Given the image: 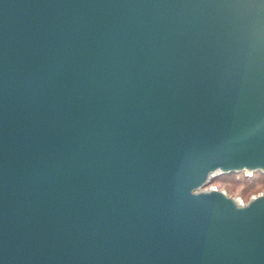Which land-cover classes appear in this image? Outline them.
Returning <instances> with one entry per match:
<instances>
[{
    "label": "water",
    "instance_id": "obj_1",
    "mask_svg": "<svg viewBox=\"0 0 264 264\" xmlns=\"http://www.w3.org/2000/svg\"><path fill=\"white\" fill-rule=\"evenodd\" d=\"M264 0H0V264H264Z\"/></svg>",
    "mask_w": 264,
    "mask_h": 264
},
{
    "label": "rangeland",
    "instance_id": "obj_2",
    "mask_svg": "<svg viewBox=\"0 0 264 264\" xmlns=\"http://www.w3.org/2000/svg\"><path fill=\"white\" fill-rule=\"evenodd\" d=\"M210 187L224 191L228 196L246 203L252 196L264 193V180L256 173L251 176L233 174L218 177Z\"/></svg>",
    "mask_w": 264,
    "mask_h": 264
},
{
    "label": "trees",
    "instance_id": "obj_3",
    "mask_svg": "<svg viewBox=\"0 0 264 264\" xmlns=\"http://www.w3.org/2000/svg\"><path fill=\"white\" fill-rule=\"evenodd\" d=\"M256 174H258L260 177H263V176H262L261 174H259V173H256ZM229 175H233V174H229ZM229 175H222V176H229ZM222 176H221V177H222ZM219 177H220V176H219ZM216 179H217V178H216ZM216 179H214L213 182H214ZM263 180H264V177H263Z\"/></svg>",
    "mask_w": 264,
    "mask_h": 264
}]
</instances>
